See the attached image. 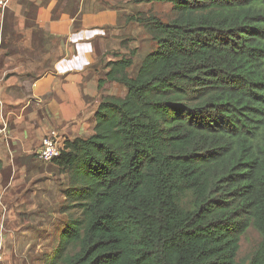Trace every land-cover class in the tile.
Instances as JSON below:
<instances>
[{"label": "trees", "instance_id": "trees-1", "mask_svg": "<svg viewBox=\"0 0 264 264\" xmlns=\"http://www.w3.org/2000/svg\"><path fill=\"white\" fill-rule=\"evenodd\" d=\"M133 2L173 16L127 19L155 49L134 76L133 52L107 64L97 88L124 96L102 97L92 133L51 161L76 217L46 264H264V0Z\"/></svg>", "mask_w": 264, "mask_h": 264}, {"label": "crops", "instance_id": "crops-1", "mask_svg": "<svg viewBox=\"0 0 264 264\" xmlns=\"http://www.w3.org/2000/svg\"><path fill=\"white\" fill-rule=\"evenodd\" d=\"M22 1L15 7H26L30 28L7 34L10 40L1 48L2 53L9 48L15 60L0 61V119L7 126L0 139V181L13 179L17 166L25 175L49 133H61V148L65 140L89 136L97 109H90L88 99L96 96L89 66L97 38L105 33L89 28L100 21L98 14L84 9L83 0L77 6L75 0ZM106 23L111 25L108 18ZM9 189V181L5 189L0 183V205L16 200Z\"/></svg>", "mask_w": 264, "mask_h": 264}, {"label": "rangeland", "instance_id": "rangeland-1", "mask_svg": "<svg viewBox=\"0 0 264 264\" xmlns=\"http://www.w3.org/2000/svg\"><path fill=\"white\" fill-rule=\"evenodd\" d=\"M76 1L79 0H75L74 4ZM83 1L86 4L85 9H91L92 14L100 17V21L89 28L105 32L104 36L97 38L98 43L89 66L94 72V83L89 86L92 92L96 91V96L88 100L90 109L94 111L102 97L121 98L126 92L123 86L116 83H105L100 89L97 88V81L104 78L107 64L117 57L128 58L133 52L132 66L127 74L134 76L142 57L156 47L150 34L135 20L138 17L145 19L154 16L161 23H165L172 18L173 11L172 6L166 3L137 4L133 0ZM22 2L10 0L8 7L0 10V61L15 60L9 56V48L3 53L1 48L6 46L5 40L9 39L11 32L22 33L27 27L26 7L22 6L21 10L18 6L15 7ZM14 8H19V12ZM12 12L14 14L10 16ZM131 16L135 20L127 21ZM106 18L111 25H105ZM19 57H24L22 50ZM0 125L1 139L5 138L3 135L6 130L1 119ZM31 157L33 165L26 164V174L22 175L23 167L17 166L18 173L8 180V191L16 200L9 198L4 205H0V264H46L68 217H76V210H63L66 205L64 191L69 187L68 176L52 162H41L34 154ZM8 181H0L3 189ZM258 241L257 233L249 229L239 244L236 262H246Z\"/></svg>", "mask_w": 264, "mask_h": 264}, {"label": "built area", "instance_id": "built-area-1", "mask_svg": "<svg viewBox=\"0 0 264 264\" xmlns=\"http://www.w3.org/2000/svg\"><path fill=\"white\" fill-rule=\"evenodd\" d=\"M10 0H0V10L8 7ZM0 130V134H1ZM61 147L59 144V134L54 131L43 137L37 158L41 162L49 163L59 156Z\"/></svg>", "mask_w": 264, "mask_h": 264}, {"label": "bare ground", "instance_id": "bare-ground-1", "mask_svg": "<svg viewBox=\"0 0 264 264\" xmlns=\"http://www.w3.org/2000/svg\"><path fill=\"white\" fill-rule=\"evenodd\" d=\"M7 121V120H6ZM8 122V121H7ZM7 127V126H6ZM7 132H8V130H7ZM4 136V135H3ZM62 143V142H61Z\"/></svg>", "mask_w": 264, "mask_h": 264}]
</instances>
